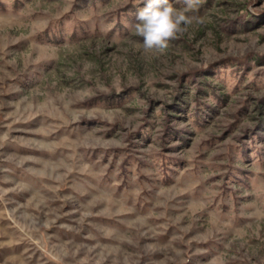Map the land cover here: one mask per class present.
<instances>
[{
	"label": "rangeland",
	"instance_id": "1",
	"mask_svg": "<svg viewBox=\"0 0 264 264\" xmlns=\"http://www.w3.org/2000/svg\"><path fill=\"white\" fill-rule=\"evenodd\" d=\"M146 3L0 0V264H264V0Z\"/></svg>",
	"mask_w": 264,
	"mask_h": 264
},
{
	"label": "clouds",
	"instance_id": "2",
	"mask_svg": "<svg viewBox=\"0 0 264 264\" xmlns=\"http://www.w3.org/2000/svg\"><path fill=\"white\" fill-rule=\"evenodd\" d=\"M184 7L177 8L169 0H147L146 6L136 12L135 34L143 38L145 51H163L169 41L182 35L187 26L199 17L187 13L200 4V0H183Z\"/></svg>",
	"mask_w": 264,
	"mask_h": 264
}]
</instances>
